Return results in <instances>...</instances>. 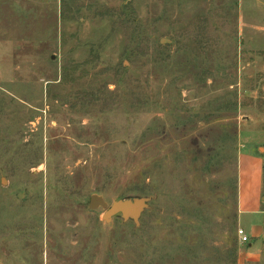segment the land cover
<instances>
[{
	"label": "rangeland",
	"instance_id": "obj_1",
	"mask_svg": "<svg viewBox=\"0 0 264 264\" xmlns=\"http://www.w3.org/2000/svg\"><path fill=\"white\" fill-rule=\"evenodd\" d=\"M252 150L264 0H0V264H264ZM91 195L151 201L135 226Z\"/></svg>",
	"mask_w": 264,
	"mask_h": 264
},
{
	"label": "crops",
	"instance_id": "obj_2",
	"mask_svg": "<svg viewBox=\"0 0 264 264\" xmlns=\"http://www.w3.org/2000/svg\"><path fill=\"white\" fill-rule=\"evenodd\" d=\"M250 146L249 143H245ZM243 146V145H242ZM245 150V149H244ZM254 150L240 152L238 157L237 173V207L239 216L252 215L259 213L263 208L262 193L264 192V152L261 158L254 155ZM250 222V221H249ZM255 222V221H251ZM262 225H252L251 231L254 235L262 232Z\"/></svg>",
	"mask_w": 264,
	"mask_h": 264
},
{
	"label": "water",
	"instance_id": "obj_3",
	"mask_svg": "<svg viewBox=\"0 0 264 264\" xmlns=\"http://www.w3.org/2000/svg\"><path fill=\"white\" fill-rule=\"evenodd\" d=\"M150 198H132L119 200L108 205L99 195H91L87 208L90 211H103L102 220L109 223L113 217L120 216L123 221H131L135 226L139 225V219L149 207Z\"/></svg>",
	"mask_w": 264,
	"mask_h": 264
},
{
	"label": "built area",
	"instance_id": "obj_4",
	"mask_svg": "<svg viewBox=\"0 0 264 264\" xmlns=\"http://www.w3.org/2000/svg\"><path fill=\"white\" fill-rule=\"evenodd\" d=\"M236 237H237L239 243H241V244H246V243L249 242V237L240 228H238L237 231H236Z\"/></svg>",
	"mask_w": 264,
	"mask_h": 264
}]
</instances>
